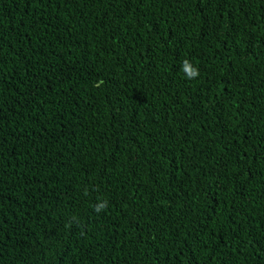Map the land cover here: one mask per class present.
Returning a JSON list of instances; mask_svg holds the SVG:
<instances>
[{"label": "trees", "instance_id": "obj_1", "mask_svg": "<svg viewBox=\"0 0 264 264\" xmlns=\"http://www.w3.org/2000/svg\"><path fill=\"white\" fill-rule=\"evenodd\" d=\"M0 264H264V0H0Z\"/></svg>", "mask_w": 264, "mask_h": 264}, {"label": "clouds", "instance_id": "obj_2", "mask_svg": "<svg viewBox=\"0 0 264 264\" xmlns=\"http://www.w3.org/2000/svg\"><path fill=\"white\" fill-rule=\"evenodd\" d=\"M183 68H184L185 71H187L188 76H189L190 79H191V78H194V77H196V76L199 75V72H198V71H194V70L190 67V64H189V62H188L187 60H185V61L183 62ZM103 207H105V205H101V206H100V208H103ZM100 208H97V211H99Z\"/></svg>", "mask_w": 264, "mask_h": 264}]
</instances>
